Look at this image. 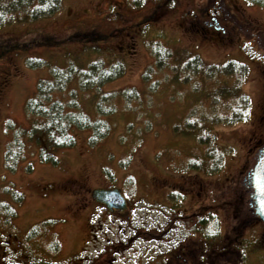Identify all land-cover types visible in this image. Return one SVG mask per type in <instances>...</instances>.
<instances>
[{
	"label": "rangeland",
	"instance_id": "obj_1",
	"mask_svg": "<svg viewBox=\"0 0 264 264\" xmlns=\"http://www.w3.org/2000/svg\"><path fill=\"white\" fill-rule=\"evenodd\" d=\"M152 14L156 15L153 21L137 24ZM212 15L225 25V33L200 20L202 17L212 20ZM202 28L210 33H204ZM77 30L108 35L103 40L86 43L69 40L55 45L33 43L48 34L65 38ZM6 41L33 43L28 49L12 50L0 56V80L3 78L0 84V221L9 218L11 231L13 227L16 230L28 227L26 222L16 221L19 214L26 216L42 211L45 213L42 216L46 217L56 208L59 211L66 205V211L74 208L76 203L64 204L60 198H55L52 205H45L41 190L48 183L78 178L91 188H121L132 206L144 207L137 210L135 218H146L141 221L145 226H154L153 230L162 227L164 214L161 212L171 216L184 213L180 226L183 225L186 242L199 244L203 254L217 248L219 257V250L233 243L234 251L226 252L222 259L219 257L216 264H264V223L251 210L248 192V173L264 142V3L256 4L251 0H63L61 9L53 15L0 23V43ZM154 42L182 52L185 59L188 55H199L208 63L235 60L249 66L250 73L242 90L252 100L250 119L233 125L204 122L214 138L216 155H210L211 146L201 143L185 125L188 117L200 118L204 111L209 112L212 106L216 108L217 104L206 96L209 83L204 78L200 83L193 77L188 80L192 82L187 83L182 82L185 79L177 80L172 71L174 57L169 59V65L160 68L153 52ZM30 58H38L43 65L30 67ZM99 60L107 67L122 60L125 74L106 83L99 91L95 88L83 91L74 81L65 91L55 92L54 97L71 99V90H76L78 109L93 119L106 120L109 134L92 145V130L74 128L77 143L71 148L55 150L58 164L40 161L36 144L25 136L26 158L14 171L7 170L5 156L16 133L9 124L22 129L30 127L31 117L25 106L35 94L39 80L51 79V68H64L70 63L87 68ZM151 68V77L145 81L143 74ZM192 83H196L195 86ZM201 83L205 93L198 88ZM135 88L138 94L131 97L119 93ZM221 107L226 113L224 106ZM100 108L112 112L100 113ZM219 154L220 167L213 170ZM30 163L31 170L28 169ZM194 163L198 166H193ZM18 194L24 196L21 201L17 199ZM3 200H8L17 213H9L1 206ZM87 211L81 218H90L94 208ZM210 212L216 215L214 222H218L219 235L206 242L204 232L214 227L211 221L203 224L201 217ZM106 218L104 229L117 227L119 221H113L110 216ZM85 220L78 225L72 224L70 218L69 227L62 228V234L67 230L69 238L75 235L74 241L59 245V253L77 250L83 236L91 239L89 247L98 243L102 232L101 214L91 221L98 226L93 234L87 235ZM154 220L156 224L160 221L159 225H154ZM140 242L150 244L154 250L158 249L155 244L160 243ZM205 263L209 264L210 259Z\"/></svg>",
	"mask_w": 264,
	"mask_h": 264
},
{
	"label": "trees",
	"instance_id": "obj_2",
	"mask_svg": "<svg viewBox=\"0 0 264 264\" xmlns=\"http://www.w3.org/2000/svg\"><path fill=\"white\" fill-rule=\"evenodd\" d=\"M256 4H263L264 0H251ZM63 0H0V23L13 22V21H30L36 20L41 17L50 16L57 13L62 7ZM156 18L155 14L147 16L143 19V23L153 21ZM108 34L100 33L98 31H84L77 30L70 33L65 38H56L54 36L45 35L44 38L34 41L36 44L55 45L62 43L66 40L72 42H92L100 41L107 37ZM32 42V41H31ZM27 41H6L0 43V56L5 55V52L12 50H25L30 47L31 44ZM153 52L158 57V66L163 68L169 65V59L174 57L175 66L172 70L176 74V79L183 83L192 82L188 81L193 77L195 81L200 83V79L204 78L208 84V88H203L204 84L199 85V89L205 93L206 96L212 99L217 104L214 109L209 112H203L200 118L188 117L185 121V125L188 127V131H191L194 136L198 137V140L206 145L211 146V154H215L214 138L209 134L205 128L204 122H220L227 125H233L239 122L248 121L250 119L252 100L249 94L243 92L242 88L244 83L248 79L250 69L245 63H241L235 60H229L223 64L208 63L199 55H192L185 59V55L182 52L174 51L169 48H165L160 43H153ZM178 62V63H177ZM28 65L30 67H37L43 65V62L38 58L28 59ZM179 65V66H178ZM52 78L39 80L35 94L30 97L26 102V112L30 115V121L32 122L28 128H16L13 124L9 126L13 127L16 131L14 139L7 149L5 156V167L9 171H14L17 166L26 158L24 137L27 136L28 140L35 143L37 146L38 159L42 162H51L58 164L59 159L55 155V150L61 148H71L77 143L75 135L72 130L78 129H90L93 131L90 143L92 145L98 144L103 140L110 132V126L104 119H93L88 114L80 111L79 101L75 98L78 96L76 90H71V99L55 98L54 93L57 91H65L67 86L76 81L81 90L90 91L95 88H100L106 83L111 82L125 74V63L120 60L116 64H112L107 67L102 61H93L89 67L84 68L76 66L70 63V66L64 68L54 67L51 68ZM152 68L145 73L144 80L148 81L152 74ZM186 75H184V74ZM182 74V75H181ZM175 77V76H174ZM156 82H153V84ZM196 83H192L195 86ZM205 90V91H204ZM121 95L124 93L128 97L133 94H138V91L133 89L132 91L124 90L119 92ZM219 103V104H218ZM226 109V113L222 112L221 105ZM235 104V105H233ZM100 113L112 112V110H103L100 108ZM223 117H220L223 115ZM264 120V115H262ZM34 119V120H33ZM203 119V120H202ZM176 131H179V126L175 127ZM207 131V133H205ZM218 162L213 170H217L220 167L221 154L217 156ZM193 166H198L194 163ZM28 169H32V164L28 166ZM108 172V171H107ZM250 193V187H248ZM20 197L17 199L21 201L23 199L22 194H18ZM3 206L6 209H10L11 206L8 203H4ZM205 224V221H201ZM205 231V229H204ZM155 232V231H154ZM145 233V232H144ZM210 232L209 229L204 232L207 238L206 242H210L219 235L218 233ZM233 244V243H232ZM234 245V244H233Z\"/></svg>",
	"mask_w": 264,
	"mask_h": 264
},
{
	"label": "flooded vegetation",
	"instance_id": "obj_3",
	"mask_svg": "<svg viewBox=\"0 0 264 264\" xmlns=\"http://www.w3.org/2000/svg\"><path fill=\"white\" fill-rule=\"evenodd\" d=\"M213 8L210 9V12ZM202 13L205 14L204 10ZM211 18L213 21L203 17L200 20L207 22L212 27H220L224 32L227 31L225 25L217 17L212 15ZM202 29H204V33H209V31H205L208 29ZM2 79L0 84H2ZM96 189L98 188H91L84 180L78 178H69L51 185L48 183L41 190L45 205H52L55 203V198H60L65 202L64 204L76 203L75 209L72 206V209L66 211V205V207L63 206L62 211H59L55 207V211L46 217L42 216L45 214L42 211L28 213L26 216L19 214L16 221L19 223L26 222L28 227L18 228L17 230L16 227H13V231L10 230L12 228L9 226L10 219H1L0 264H206L205 261H209V259V264H216L219 257L222 259L226 252L234 251L232 243H229L225 248L219 250V257L217 256V248H213L206 255L203 254L199 244L186 242L183 225L180 226L181 220L185 219L184 213L171 217L167 213L161 212L164 215L161 218L162 227H159L160 232L145 228L141 220L146 218H139L135 221V225L130 227L129 223L134 221L132 214L138 210V207L136 205L132 206L128 197L125 196L127 199L126 208L109 210L105 203L96 199L94 194ZM166 199L168 201V194ZM66 200H68V203ZM161 205L165 204L161 203ZM91 207L94 208L91 217L86 220L85 217L81 218ZM141 209H144V207H141ZM12 212L17 213L16 210ZM99 213L102 218L100 223L102 232L98 243L89 247L88 243L91 242V239L83 236L79 240L80 245L77 250L73 249L71 252L59 253V245H66L68 240L70 242L74 241L73 236L75 234L71 238L66 235L65 231L67 230L63 231L62 234V228L69 227L67 224L70 218L73 219L72 224L78 225L85 220L88 235L89 232H92L91 234L95 233L96 226L91 221L93 216ZM107 216L112 217L113 221L119 220L121 222L118 223L116 228L104 229L103 226L107 222ZM153 223L155 225L156 221L154 220ZM159 223L160 221L156 225H159ZM12 224L15 225L16 222ZM140 226L143 228H140ZM150 237L161 240L160 243L155 244L158 249L154 250L148 243L141 244L137 248L136 245L132 244L135 239L146 238L149 240ZM128 252L130 253L127 254ZM208 257L210 258L208 259Z\"/></svg>",
	"mask_w": 264,
	"mask_h": 264
},
{
	"label": "water",
	"instance_id": "obj_4",
	"mask_svg": "<svg viewBox=\"0 0 264 264\" xmlns=\"http://www.w3.org/2000/svg\"><path fill=\"white\" fill-rule=\"evenodd\" d=\"M252 185L254 188L253 202L256 205V213L264 221V152L258 157L253 168ZM95 195L99 201L106 203L111 209L114 206L123 208L126 205L125 199L118 189L98 190Z\"/></svg>",
	"mask_w": 264,
	"mask_h": 264
}]
</instances>
